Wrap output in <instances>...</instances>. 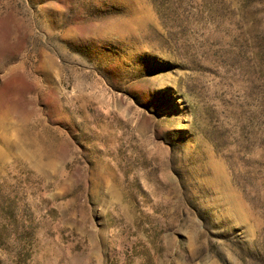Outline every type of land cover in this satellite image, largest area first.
<instances>
[{
	"label": "rangeland",
	"instance_id": "obj_1",
	"mask_svg": "<svg viewBox=\"0 0 264 264\" xmlns=\"http://www.w3.org/2000/svg\"><path fill=\"white\" fill-rule=\"evenodd\" d=\"M0 264H264V0H0Z\"/></svg>",
	"mask_w": 264,
	"mask_h": 264
}]
</instances>
